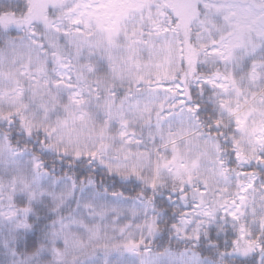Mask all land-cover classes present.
<instances>
[{
	"label": "snow or ice",
	"instance_id": "obj_1",
	"mask_svg": "<svg viewBox=\"0 0 264 264\" xmlns=\"http://www.w3.org/2000/svg\"><path fill=\"white\" fill-rule=\"evenodd\" d=\"M0 264H264V0H0Z\"/></svg>",
	"mask_w": 264,
	"mask_h": 264
}]
</instances>
